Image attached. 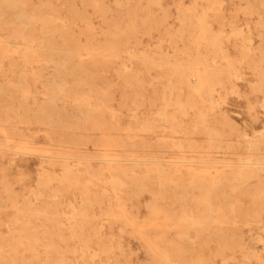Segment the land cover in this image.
Instances as JSON below:
<instances>
[{
	"label": "rangeland",
	"instance_id": "374dc122",
	"mask_svg": "<svg viewBox=\"0 0 264 264\" xmlns=\"http://www.w3.org/2000/svg\"><path fill=\"white\" fill-rule=\"evenodd\" d=\"M49 40L93 74L60 75ZM196 67L200 87L181 74ZM255 139L264 0H0V264H163L162 248L180 264L263 262L264 224L234 222L235 183H202ZM170 199L177 225L198 203L204 231L134 230L170 223L156 213ZM190 246L214 250L189 260Z\"/></svg>",
	"mask_w": 264,
	"mask_h": 264
},
{
	"label": "bare ground",
	"instance_id": "6f19581e",
	"mask_svg": "<svg viewBox=\"0 0 264 264\" xmlns=\"http://www.w3.org/2000/svg\"><path fill=\"white\" fill-rule=\"evenodd\" d=\"M51 46L49 47L51 51L53 52V61H54V67L55 71L60 73V75L63 74H76V75H82L86 73L87 71L90 74H93L91 70H88L84 67V63L80 61V56L79 54H75L72 52H69L66 54L64 57L61 58L62 60L66 61L65 64H61L59 57L61 56L63 52V47L59 44L56 43L55 41H51ZM27 58L31 57V54L28 53L26 56ZM32 67V65H31ZM182 75H184L190 82L196 83V86H202L205 82V75L202 74V72L198 69V67L194 69H188L184 70L181 72ZM194 76V79H190L188 77ZM45 109V108H44ZM28 130H31V125H32V117H29L28 120ZM18 127L14 124V133H19ZM29 133V131H28ZM28 136H31L29 133ZM229 137V136H228ZM236 140L238 138H235ZM229 140H232L230 138ZM226 140V141H229ZM245 151H239L235 152L238 157L243 156L245 161H238L237 162V167L235 170L229 173H223L222 175L215 176L214 178L208 179L204 178L205 182H209L213 186H219L220 188H223V186L227 183L234 182L236 185V204L239 209L242 210V215L238 214V217L241 218V220L237 221L234 219V222H244L249 225H258L264 224V139H255L251 140L248 145L245 147ZM13 152V148H10ZM26 149V154H30L32 149ZM247 152V153H246ZM253 157V158H252ZM57 158H62V157H57ZM236 158V159H237ZM60 161H52L50 162L52 165L58 164ZM63 163H61L62 165ZM123 164L119 159H113L110 161V168L112 171L115 170H120L122 169ZM169 165L170 170L172 168H175L176 162L170 161L167 162ZM191 167V166H188ZM156 172L161 171V167L155 168ZM174 172V171H173ZM172 172V173H173ZM187 176H181L178 175V178L180 179L179 183L177 184V189L181 190L183 188V183L185 180L190 178L191 174H194L193 172H188L186 173ZM161 175H172L171 173H166L165 170L163 169L161 172ZM175 177V176H174ZM175 180L174 178H171ZM227 195H223L222 199H227ZM173 199H170L167 201L168 205H172V207L168 208H162L158 209L156 211L157 214H159V211L163 212L166 214L165 219L167 220H172L170 223H167L164 221L163 223H155L152 225H147L145 228H141L138 225L134 226V230H140L142 233H202L204 229L200 227L202 224H204L200 219L204 217V212L200 211V205L196 203L194 206H190L188 208L182 209V206L179 207L181 210L180 214L178 215L179 219L183 222H185L184 225H177L176 224V211L177 208L174 207L173 205L175 202H172ZM244 203H249L250 206L245 207ZM216 206V204H215ZM218 207L214 209V211H217ZM212 214V213H211ZM208 216V215H207ZM211 218V217H209ZM171 227H167V226ZM228 231H225V228L222 229H216L217 233H239L238 231H241L238 229L237 225H232L230 227H226ZM215 230H211L210 233H213ZM209 233V232H206ZM234 244L229 246V250H232L234 248ZM187 253H188V258L189 260L192 259L193 253L194 256L198 257L199 255L202 257L203 251H204V257L213 251L214 249L211 248V246H207L205 250H203L202 246H190L187 247ZM192 249V250H190ZM220 250V247L218 248ZM234 253V252H232ZM230 255L225 256V254H220V258L218 261V264H233L234 261L230 259ZM114 257L112 255L107 256V258ZM115 258V257H114ZM158 260L159 262L163 264H180V262L176 261L175 259L173 260L171 258V255L166 251V248L160 249L158 252ZM114 264H117V259H114ZM258 264H264L263 262H258Z\"/></svg>",
	"mask_w": 264,
	"mask_h": 264
}]
</instances>
